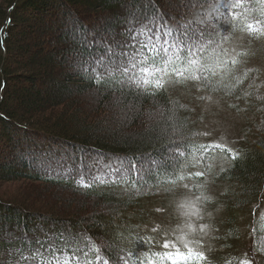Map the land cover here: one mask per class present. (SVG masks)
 <instances>
[{
    "label": "trees",
    "instance_id": "trees-1",
    "mask_svg": "<svg viewBox=\"0 0 264 264\" xmlns=\"http://www.w3.org/2000/svg\"><path fill=\"white\" fill-rule=\"evenodd\" d=\"M218 1L183 0L171 6L167 0H0V161L10 158L0 162V183L35 181L57 197L46 201L33 193L0 196V264H26L22 257L37 248L47 255L41 244L60 247L86 238L101 248L109 264H124L120 256L128 264H138L137 255L160 251L146 243L159 242L157 233L145 228L156 210L153 202L165 204L184 184L196 189L211 179L229 212L260 204L264 199V99L258 97H264V84L258 82L257 68L234 91L210 92L240 97L253 109L252 116L244 110V136L234 150L238 159H227L225 171H215V157L226 155L219 150L209 154L210 170L189 163L190 149L210 143L199 135L200 110L187 100L198 99L195 94L169 86L150 95L121 84L118 72L108 77L97 63H108L110 53L112 59H120L118 54L132 50L131 38L141 30L154 29L161 18L169 28L185 25L195 32H213L211 26L217 25L221 35L226 34L225 16L207 25L190 19L194 11ZM254 16L245 20L241 15L233 22L236 29L227 34L231 37L244 23H254ZM29 35L41 37L38 45L27 40ZM257 48L254 53L259 54ZM238 59L235 74L242 76L249 70L244 65L249 58ZM58 65L64 69L56 78L70 81L74 74L81 81L76 94L68 86L37 90L43 82L52 84L49 76ZM94 68L106 79L94 82ZM19 83L26 86L19 88ZM91 91L100 108L112 101L123 110L129 108L124 124L130 134H117L122 121L97 120L90 110L76 108L75 95ZM59 107L64 109L61 113L55 111ZM146 114L153 119L142 129ZM180 152L185 156H178ZM195 171L205 175L188 179ZM173 173L186 178L169 183ZM78 182L91 187L83 188ZM229 220L234 223L235 217L231 214Z\"/></svg>",
    "mask_w": 264,
    "mask_h": 264
},
{
    "label": "snow or ice",
    "instance_id": "snow-or-ice-1",
    "mask_svg": "<svg viewBox=\"0 0 264 264\" xmlns=\"http://www.w3.org/2000/svg\"><path fill=\"white\" fill-rule=\"evenodd\" d=\"M236 10L241 11L237 12ZM212 13L226 14L224 24L227 27L223 29L226 34L221 35L222 29L217 25L211 26L214 29L213 32H206L205 29L195 32L185 25L169 28L167 22L161 18L162 22L157 23L154 29L149 27L147 30L136 33L131 38L134 42L128 45L132 50L118 54L120 59H112L110 53L108 63L98 61L97 63L101 65V72L107 73L108 77L114 76L118 72L123 78L119 81L121 84L140 89L150 95H155L160 90H166L169 86H187L189 84L195 86L198 92L203 90L218 92L221 89L234 91L235 86L243 84L244 79H247L249 73L254 70L244 71L242 76L235 74V67L241 63L238 57L246 56L247 53L235 52V49H232L235 55H231L229 49L225 47L230 38L227 33L236 29L237 25L233 22L240 19L241 15L247 20L255 13L253 17L255 22L244 23L240 31L256 39L264 38V0H219L209 15ZM213 18L218 20V15ZM10 22L8 21V23ZM201 22L208 24L207 20ZM2 31L0 29V32ZM136 36H140L141 39L137 40ZM2 44L3 41L0 40V46ZM93 72L94 82H102L106 79V77L96 74L95 68ZM2 87L0 86V90ZM199 99L211 100V96H200ZM258 99H264V97H258ZM199 135L207 136V133ZM217 150L226 154L225 159L233 161L238 159V153L226 145L201 143L189 150L188 156L191 158L189 163L192 164V167L210 170L212 164L208 159L209 154L214 155ZM177 155L184 157L185 153L180 152ZM184 163L185 161L181 160V164ZM221 171H225V169L222 168ZM204 175V171H195L190 174L188 179L202 178ZM173 177L169 183L183 181L186 178L176 173H173ZM78 183L83 188L91 187L90 184ZM183 187L188 189L189 185L184 184ZM200 200L201 196L198 195L195 201L181 203L179 207L184 209L182 215L187 218L203 219L196 207V202ZM156 211L161 212L162 209ZM158 227H153L152 232L157 233ZM184 227L187 228L189 234L197 231L190 222H187ZM206 228L207 225H201L199 232L206 233ZM179 231L183 232L184 229L181 228ZM176 241H179L186 251H182ZM59 243L57 241V244ZM146 243L155 244L160 251L152 252L151 255L147 253L137 255L138 264H193V262L200 264L201 261L207 259L203 252L190 247V242L184 235L176 236L175 240H171L167 235L162 234L159 242L147 241ZM40 247L45 248L47 255L37 248L31 256H24L22 259L28 261L29 264H109V260L102 255L101 248L91 238H86L82 243L72 241L60 247L43 244ZM258 250L264 252V246L259 247ZM118 259L124 261V264H128L124 256H120ZM242 264H251V262L245 260L242 261Z\"/></svg>",
    "mask_w": 264,
    "mask_h": 264
},
{
    "label": "rangeland",
    "instance_id": "rangeland-1",
    "mask_svg": "<svg viewBox=\"0 0 264 264\" xmlns=\"http://www.w3.org/2000/svg\"><path fill=\"white\" fill-rule=\"evenodd\" d=\"M170 2L171 6L176 5L177 1L180 3L183 0H167ZM219 3L216 2L208 7H202L194 11L190 19L198 21L201 24L202 20L216 21L214 16L218 15V21L221 20L225 15H219L212 12V9ZM223 11V10H221ZM41 36V34H40ZM40 36H27V40H30L34 45H38V41L41 39ZM264 38L256 39L255 37L249 36L247 33L241 32L240 30L234 33L233 36L229 38V41L225 44V47L229 49L231 55H235V52L247 53L248 60L245 62L246 69L257 68L258 72L261 74L258 82L264 84ZM259 42V43H258ZM259 54L254 53L258 48ZM235 49V52H232ZM245 56V58H247ZM251 56V57H250ZM67 68V66H66ZM64 67L58 65L54 68V72L49 76L52 79V84L49 82H43L38 85L37 90L40 92H45L51 89H60L63 86H68L73 93L77 92L76 86H78L81 81L74 75L71 77L72 80L63 79L62 77L56 78V75L62 71ZM241 69V66L239 67ZM258 84V83H257ZM25 83H19L18 87H25ZM33 87H31L32 89ZM170 89V87H169ZM170 90L176 92H182L189 90L191 94H195L198 99H192L187 97V100H192L195 107H197L200 116H203L202 126L200 127L202 132L207 133V136H203L204 140H208L210 143H219L226 145L227 147L235 150L241 142L242 136L244 134L241 129L245 126V117L247 111L253 115V109L249 103L242 102L240 97L229 98L226 96H220L208 91L198 92L195 86L189 84L187 86L177 85L172 86ZM189 94V95H191ZM240 93H238L239 95ZM200 96H211V100H201ZM77 101V109H82V111H91L93 118L106 121H111L120 123V128L117 130V134H130L128 131L125 121L127 120V115L130 113L129 108L123 110L121 104L116 101L107 102L106 105H98L95 94L87 92L85 94L75 95ZM191 103V104H192ZM234 106V107H231ZM247 109L246 112L244 110ZM250 109V110H249ZM63 107H59L55 111L61 113ZM55 112V113H56ZM157 115V114H155ZM153 115L146 114L142 117L140 122L142 129L148 128V123H151ZM150 121V122H149ZM124 124V125H123ZM244 125V126H243ZM126 126V127H125ZM112 133V132H111ZM248 139H251L247 137ZM9 162L10 158L4 159L2 162ZM227 159L224 156H217L213 160L212 164L215 171L226 166ZM110 165L108 164L107 167ZM218 184H214L211 179L207 181L201 187L189 189H178V193L169 200L163 203L160 201L153 202L152 206L157 209H162L161 212H153L152 216L147 221L145 228L148 230L153 227H158L157 235L160 239V235H167L171 240H175L176 236L184 235L185 238L190 242V247H193L196 251L203 252L207 258L205 262L208 264H242V261H250L251 264H264L263 257L259 256V247L264 246V199L260 201V204L255 205L253 208L249 206L250 209L242 208H231L230 212L225 205L224 200L221 198L220 189ZM15 194H35L37 199H45L46 201L53 200V195H49V192L45 189V186L35 181H19L11 183H0V196H12ZM201 196V200L196 202V207L200 211V215L203 219H198L197 217L187 218L182 215L184 209H181L179 205L186 201H195L197 196ZM60 198V197H59ZM207 198V199H204ZM55 200V199H54ZM242 210V211H240ZM235 217V222H230V216ZM190 222L194 228L197 229L195 233H188L185 224ZM201 225H207L206 233H200L199 228ZM231 225H233V231L231 232ZM183 228L184 231L181 232L179 229ZM158 239V240H159ZM177 245L179 241H176ZM258 243V247L256 244ZM257 248V251L255 252ZM257 253V254H256ZM258 255V256H257ZM26 264H29L27 262Z\"/></svg>",
    "mask_w": 264,
    "mask_h": 264
}]
</instances>
